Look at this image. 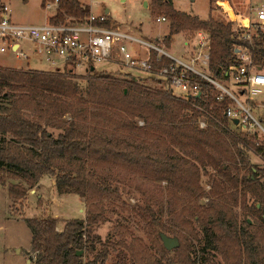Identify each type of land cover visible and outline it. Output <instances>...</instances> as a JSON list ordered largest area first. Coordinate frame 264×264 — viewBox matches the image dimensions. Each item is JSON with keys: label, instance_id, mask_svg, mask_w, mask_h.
I'll return each mask as SVG.
<instances>
[{"label": "trees", "instance_id": "1", "mask_svg": "<svg viewBox=\"0 0 264 264\" xmlns=\"http://www.w3.org/2000/svg\"><path fill=\"white\" fill-rule=\"evenodd\" d=\"M49 1L54 0H42V6L45 7ZM150 5L154 12L166 13L175 26L186 25L194 31H208L211 41L208 70L217 80L228 79L226 71L237 64L234 44H247L238 40L241 30L235 29L233 22L198 20L176 10L172 0H151ZM89 14V6L81 5L78 0H57L55 14L49 21L60 22L66 16L83 19ZM100 24L107 26L109 21ZM252 27L255 31L252 47L264 52V32L258 23H252ZM175 29L171 28L170 33L163 37L167 47L172 45ZM151 55L154 57L155 52ZM91 71L94 76L87 80L88 101L96 108H87L86 128L81 123L82 120L86 122L84 109L70 110L69 120L57 121L48 107L39 108L46 111L41 115L38 113L45 123L22 112L27 109L26 104L32 102V92L40 89L62 91L64 83H70L68 79L51 72L0 66V91L7 88L19 93L14 97L5 91L2 96L12 99L8 107L0 106V171L20 180L6 185L8 196L20 201L25 197L26 185L31 188L44 175H51L59 194H78L88 205L85 220H66L60 231L56 229L57 219L54 217L25 218L32 232L30 253L34 255L33 264H106L109 247L115 246L114 243L101 244L100 251L88 263L82 262L81 256L76 254L79 249H94L100 242L98 236L91 238L87 234V225L96 223L105 209L115 208L114 201L121 197L119 188L107 177L98 179L93 174L85 175L71 165L79 160L87 159L94 166L115 161L143 169L184 190L190 203L193 197L203 194L197 182L200 171L209 166L220 176L222 184L220 190L213 193L222 197L226 190H233L234 194L241 195L243 201L247 193L251 194L256 203L244 204L243 208L264 224V181L261 179L264 178V167L251 163L247 154L252 149L264 162V141L256 144L252 139L254 136L230 127L224 115L231 100L229 97L224 96L217 102L216 92L202 81L200 94L181 100L167 90L152 89L134 79L109 80L103 74L95 73L94 67ZM89 116H101L102 120ZM200 116L207 123L203 130L198 129ZM77 117L79 120L76 121ZM135 117L143 119V126L135 123ZM48 126L62 131L55 136L47 129ZM130 131L134 132L132 138L136 143L129 141ZM64 157H68L71 166L64 167L59 162ZM0 183L5 184L1 177ZM212 204L213 201L208 203V208L213 211L211 215H197L204 247L217 250V242L230 240L222 247L226 264H264V247L261 248L254 232L246 231L253 224L245 220L240 226L236 219L226 215L225 210L214 208ZM160 214L149 205L142 208V216L148 224L161 225ZM217 230L221 232L218 234ZM158 251L163 253L166 249L159 247Z\"/></svg>", "mask_w": 264, "mask_h": 264}, {"label": "rangeland", "instance_id": "2", "mask_svg": "<svg viewBox=\"0 0 264 264\" xmlns=\"http://www.w3.org/2000/svg\"><path fill=\"white\" fill-rule=\"evenodd\" d=\"M78 1L83 6H90L94 15H105L111 26H118L147 41L156 42L157 39H161V43L165 46L163 37L170 33L171 28H176L172 33V45L169 48L166 47L173 54L186 50L182 41L191 42L190 39L195 32L186 25L175 26L172 24L171 18L164 12H154L150 5L151 0ZM214 1L172 0V3L176 10L198 20L213 19L224 23L228 22L227 15ZM222 2V4L229 5L236 16L253 21L257 18V7H264V0H225ZM3 3L8 7L10 18L18 23H44L55 12L53 7H43L42 0H0V5ZM157 15H164L166 20L157 22L155 19ZM261 26L264 27V24ZM28 45L30 46V44ZM134 46L138 45L134 44ZM138 48L141 49L139 46ZM25 51L28 58L16 57L9 50L0 52V66L23 71L33 69L60 74L71 84L64 83L62 91L54 90L58 92L43 89L32 92V89L30 94L32 102L27 103V109L22 110L24 115L44 122V118H39L38 113L41 115L46 111L39 110V108L48 107L47 109L55 114L57 121H67L71 118L70 110L84 109L86 110V122L82 120L81 123L87 128V108H96L88 101L87 80L94 76L91 68L86 69L84 65L64 64L61 61L52 64L35 54L28 46ZM93 67H95V73H101L109 80L134 79L140 85L159 89L155 82L144 77L142 73L121 69L113 63L100 62L95 63ZM223 84L231 90L234 89L229 81ZM5 91H9L14 97L19 95L7 88L1 89V107L5 105L8 107L7 105L12 99L2 96ZM262 95L264 96V93ZM53 102L56 104L52 105ZM252 113L264 126V111L258 108L252 109ZM88 118L102 120L101 116H89ZM133 119L138 126H143L142 118L135 117ZM77 120H79L78 117ZM200 120H204V118L200 116L198 119V129L203 130L199 125ZM47 129L52 131L55 136L62 131L61 128L52 126H48ZM129 135V141L136 143L132 138L134 132L130 131ZM252 139L263 142L264 134L260 132ZM247 154L251 163L264 167V162L252 152V149L248 150ZM187 156L195 160V158ZM68 160V157H64L59 159V162L64 164V167L67 165L68 167L76 166L85 175L93 174L98 179L107 177L121 191L120 200L114 201L117 206L115 205L113 209H105L96 223L87 225V234L91 238L98 236L100 242L95 244L94 249L77 250V255L81 256L84 263H88L94 258L100 251L101 244L114 243V248L109 247L106 264H226L222 247L228 245L230 240L217 242V250L205 248L201 226L197 222L198 214H212L213 211L208 208L210 201H213L214 208L225 210L227 216L236 219L238 225L242 226L245 220L252 223V227L247 228L246 231L254 232L261 248L264 247V224L250 211L243 208L244 204L251 205L253 201L256 203V200L247 193L246 200L243 201L241 195L234 194L233 190H226L221 195L222 197L219 193H213V191L218 192L222 184L220 176L209 166L204 171H200L197 182L203 194L193 197V201L190 203V198L184 190L173 187L167 180L158 179L143 169L121 165L115 161H105L94 166L87 159L75 161L76 164L70 165ZM0 177L5 182V184L0 183V264H33L34 255L29 251L32 232L27 226L25 218L54 217L57 219L56 229L58 231L63 228L66 220L86 219L88 205L83 198L75 193H63L66 195L60 197L55 187V179L51 175H44L39 180L40 184H35L31 188H27V185L25 186L21 182L27 191L25 197L20 201L10 198L6 187L8 183H16L20 180L6 176L3 171H0ZM261 179L264 181V178ZM103 202L105 203V200ZM146 205H149L154 211L161 212L159 222L161 225L153 222L147 223L148 220L146 221L142 216V208ZM217 231L218 234L221 232ZM160 233L176 237L179 241L178 247L171 250L166 249V252L163 253L159 252V247L164 248L159 239ZM187 259L189 260L187 261Z\"/></svg>", "mask_w": 264, "mask_h": 264}, {"label": "built area", "instance_id": "3", "mask_svg": "<svg viewBox=\"0 0 264 264\" xmlns=\"http://www.w3.org/2000/svg\"><path fill=\"white\" fill-rule=\"evenodd\" d=\"M225 0H215L220 6ZM57 6V0L47 2L45 7ZM257 18L240 19L235 22V29L241 30L238 40L247 44H234L236 65L227 71L226 80H217L208 70L210 59V34L196 30L191 42L184 44L186 50L181 56L167 50L161 43L147 41L121 29L118 26L100 24L108 20L105 15L96 16L92 13L83 19L64 17L63 21L39 24H25L13 21L5 4L0 6V52L7 50L16 57L28 58L26 46L44 60L57 64L58 61L69 65L93 67L95 63L106 62L118 65L121 69L140 72L155 82L159 89L167 90L181 100L200 94L202 81H205L215 93L217 102L224 96L231 100L224 110V115L232 129L256 137L264 126L252 113V109L264 111V52L253 49L252 36L255 33L252 23H258L264 32V7H257ZM156 21H165L164 15H157ZM109 21V20H108ZM30 44V46L28 45ZM138 45V46H134ZM167 47V48H166ZM152 52L155 56L152 57ZM165 60H168L166 63ZM227 81L233 90L225 86ZM199 108V106H196ZM236 119L237 123L233 120ZM199 125L205 128L207 123L200 120ZM259 143L256 140V144Z\"/></svg>", "mask_w": 264, "mask_h": 264}, {"label": "water", "instance_id": "4", "mask_svg": "<svg viewBox=\"0 0 264 264\" xmlns=\"http://www.w3.org/2000/svg\"><path fill=\"white\" fill-rule=\"evenodd\" d=\"M220 7L223 10V12L227 15L229 21H234L236 19H240L239 16L235 15L233 9L229 5L221 4ZM241 20L243 21V23L246 22V19H241ZM91 69H93V67H91ZM233 122L237 123V120L234 119ZM159 237H160V240H161L164 248L167 250L174 249V248L178 247V245H179V241L176 237L168 236L165 233H160ZM76 254H78V252H76Z\"/></svg>", "mask_w": 264, "mask_h": 264}, {"label": "crops", "instance_id": "5", "mask_svg": "<svg viewBox=\"0 0 264 264\" xmlns=\"http://www.w3.org/2000/svg\"><path fill=\"white\" fill-rule=\"evenodd\" d=\"M3 4H5V3H3ZM6 5V4H5ZM7 6V5H6ZM50 7H53L54 9H55V11H56V6L55 5H51ZM50 7H46V8H50ZM90 7V6H89ZM8 8V7H7ZM107 12V11H106ZM90 13H92V14H94L93 12H92V9H91V7H90ZM54 14H55V12H54ZM53 14V15H54ZM226 16V15H225ZM227 18V17H226ZM249 20V19H248ZM110 23V22H109ZM234 25L236 26V24H235V22H234ZM183 43H185L186 42V40H183L182 41ZM185 51V49L184 50H181L180 52H178V54H176V55H179V56H181L182 55V53ZM62 62V61H61ZM65 64V63H64ZM95 68V67H94ZM264 98V97H263ZM42 180V179H41ZM40 182L41 181H39V182H37L36 184H40ZM58 194V193H57ZM60 197H63V196H65L66 194H58ZM69 195V194H68ZM81 218V217H80ZM30 251V250H29Z\"/></svg>", "mask_w": 264, "mask_h": 264}]
</instances>
